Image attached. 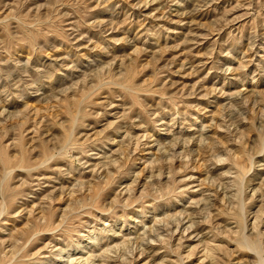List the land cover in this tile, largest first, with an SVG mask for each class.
<instances>
[{
    "label": "rangeland",
    "instance_id": "obj_1",
    "mask_svg": "<svg viewBox=\"0 0 264 264\" xmlns=\"http://www.w3.org/2000/svg\"><path fill=\"white\" fill-rule=\"evenodd\" d=\"M211 261L264 264V0H0V264Z\"/></svg>",
    "mask_w": 264,
    "mask_h": 264
},
{
    "label": "bare ground",
    "instance_id": "obj_2",
    "mask_svg": "<svg viewBox=\"0 0 264 264\" xmlns=\"http://www.w3.org/2000/svg\"><path fill=\"white\" fill-rule=\"evenodd\" d=\"M158 175H159V174H158ZM153 176H154V175H153ZM153 176H152V177H153ZM256 219H257V218H256ZM257 220H258V219H257ZM182 222H183V221H182ZM256 222H257V221H256ZM254 226H256V225H254ZM156 230H157V229H156ZM151 238H152V237H151ZM244 240H245V239H244ZM244 244H245V243H244ZM246 245H247V244H246ZM246 247L248 248L249 245H247ZM250 248H251V247H250ZM248 249H249V248H248ZM251 250H252V249H251ZM207 251H208V250H207ZM210 251H212V250L210 249V250H209V253H210V257H211V259L213 260L214 258H212V257H213L215 254L212 253V254H213V256H212ZM256 251H257V249H256ZM209 253H208V254H209ZM205 258H206V256H205ZM205 258H204V261H205ZM211 264H214V261H211Z\"/></svg>",
    "mask_w": 264,
    "mask_h": 264
}]
</instances>
